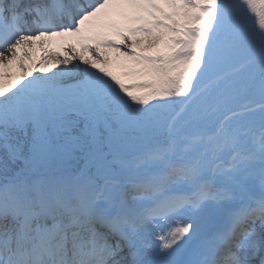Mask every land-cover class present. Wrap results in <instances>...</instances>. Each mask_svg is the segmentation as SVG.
<instances>
[{
	"label": "snow or ice",
	"instance_id": "6c2138e0",
	"mask_svg": "<svg viewBox=\"0 0 264 264\" xmlns=\"http://www.w3.org/2000/svg\"><path fill=\"white\" fill-rule=\"evenodd\" d=\"M0 264H264V0H0Z\"/></svg>",
	"mask_w": 264,
	"mask_h": 264
},
{
	"label": "rangeland",
	"instance_id": "374dc122",
	"mask_svg": "<svg viewBox=\"0 0 264 264\" xmlns=\"http://www.w3.org/2000/svg\"><path fill=\"white\" fill-rule=\"evenodd\" d=\"M114 70L119 71V69H114Z\"/></svg>",
	"mask_w": 264,
	"mask_h": 264
}]
</instances>
